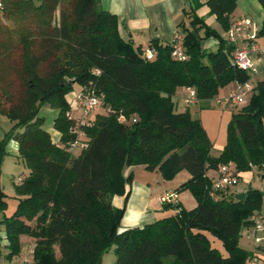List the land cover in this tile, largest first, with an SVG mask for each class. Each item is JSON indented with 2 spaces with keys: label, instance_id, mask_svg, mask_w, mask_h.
I'll return each mask as SVG.
<instances>
[{
  "label": "trees",
  "instance_id": "trees-1",
  "mask_svg": "<svg viewBox=\"0 0 264 264\" xmlns=\"http://www.w3.org/2000/svg\"><path fill=\"white\" fill-rule=\"evenodd\" d=\"M257 1L264 12V0ZM1 2L0 115L12 127L0 140V176L10 141L27 170L15 186L16 210L0 221L7 261L20 254L24 236L33 264H97L111 248L113 264H244L252 254L239 247L241 230L259 212L262 192L248 189L239 200L226 190L214 199L206 173L233 163L237 173L253 166L264 175V70L229 121L218 157L210 155L199 119L188 109L177 112L172 101L179 88L194 89L203 102L228 83L251 79L228 59L226 40L195 13L205 5L224 32L237 0H196L184 12L182 61L171 56V41L152 40L148 48L156 55L143 58V50L120 37L117 17L100 0ZM257 35L264 37V15ZM209 38L217 40L215 51L201 48ZM75 85L103 96L108 108L80 127L88 146L77 157L67 148L75 138L70 129L79 127L65 114V96ZM43 107L58 111L53 128L61 133L60 146L42 129ZM132 166L157 169L165 181L186 171L190 178L177 191L188 189L196 207L163 205L173 210L170 216L119 231L124 211L111 201L124 194L130 177L123 170ZM5 199L0 185V212ZM205 232L221 241L225 255Z\"/></svg>",
  "mask_w": 264,
  "mask_h": 264
},
{
  "label": "crops",
  "instance_id": "crops-1",
  "mask_svg": "<svg viewBox=\"0 0 264 264\" xmlns=\"http://www.w3.org/2000/svg\"><path fill=\"white\" fill-rule=\"evenodd\" d=\"M195 1L196 0H100V4L104 11L117 17L120 37L125 41H131L135 48L145 50L149 47L152 40L170 42L175 33H178L183 37L179 24L184 23L185 26H188L189 18L184 15V12L189 11L190 7H194L193 5ZM198 1L201 4L206 2V0ZM195 13L199 18L204 20L207 26L220 34L223 39H225L226 33L232 24L236 20L242 18H248L253 21V17H255L257 20H254L256 23L254 21L253 23L258 32L264 15L263 9L257 0H237L236 8L229 16L230 27L227 31L223 32L221 26L217 23L215 16L209 13V9L205 5L200 6ZM256 44L260 49H264V37L257 38ZM217 47L218 43L215 38L201 41V48L205 51H215ZM249 58L255 68V73L251 74V79L249 80V83L253 86L257 80L262 79V72L264 70V50L263 54L251 52ZM231 86L233 88L232 92H234L237 91L239 84L236 81L233 82ZM81 88L82 86L75 85L73 90L65 96L69 108L73 106L75 95L81 90ZM192 92L195 93L194 89L191 88L177 89L172 98L177 112H183L186 109L190 111V107L200 106L204 102L198 101L196 104H188L186 101ZM179 94H184L182 102L185 110L182 111H178V107L180 106L178 101H181V98L178 97ZM214 105L220 106L223 111H226V108L229 107V105L223 103L222 100H215ZM41 111L42 110L39 111V116L44 119L42 129L49 134L53 144L60 146L61 133L53 128L54 120L57 117L58 111L48 109L45 111L49 114L46 119ZM73 113L74 117L79 115L78 112ZM95 114L99 113L95 112L92 117ZM0 137L1 140L3 137ZM9 148L12 151L13 156L19 157L18 145L16 142L10 141L7 145V149ZM7 154L9 153L7 152ZM217 170L218 168L216 170L207 171L206 177L212 181L217 177ZM24 176L25 174L20 175L19 182ZM239 176H241V174ZM123 177L126 179L130 177L129 180H126L124 194L114 196L111 201L113 207L124 211L119 227V231L121 232L127 229L142 228L160 220L161 218L170 216L173 213V210L163 209V205L159 202L160 195L175 193L177 197L174 203L179 204L182 208L188 211L194 209L197 205V202L188 189L185 191H177L179 186L190 178L186 171H181L173 177L172 180L165 181L157 169L151 170L146 169L144 166H132L123 170ZM245 191L246 190L238 191L235 187H232L228 194L238 195L240 193H245ZM2 235H5L4 231H2ZM27 238L28 237L22 236L20 238L21 243L23 244V241ZM2 243L4 246L7 245L5 239L2 240ZM25 247H22L21 252L24 251ZM242 249L243 251L245 250L252 254L255 252L256 246H253L249 250H246L245 248ZM100 261L102 264H105L104 257H102Z\"/></svg>",
  "mask_w": 264,
  "mask_h": 264
},
{
  "label": "built area",
  "instance_id": "built-area-1",
  "mask_svg": "<svg viewBox=\"0 0 264 264\" xmlns=\"http://www.w3.org/2000/svg\"><path fill=\"white\" fill-rule=\"evenodd\" d=\"M1 8L2 2L0 0ZM257 34L258 32L253 21L248 18H242L232 24L224 39L231 47V51L228 53V59L232 65L249 74L255 73L254 65L249 58L250 53L257 52L258 54H263V50L256 44ZM155 55L156 53L153 49L147 48L143 50L142 57L150 61ZM171 56L180 61L186 59L183 52L182 37L178 33H175L171 39ZM96 74L98 73L96 72ZM252 90L253 86L249 81L245 84H239L237 91L228 97L226 104L231 107L245 105ZM186 102L188 104H196L198 102L194 92L190 94ZM99 104L100 95L86 88V92L84 90L76 95L73 106L69 108L70 111L65 113L66 117L75 120L76 126L79 127L75 130L70 129V132L75 136L74 141L69 143L67 148L70 152L87 148L85 134L80 127L90 126L89 122L85 121V119L94 113ZM73 112H78L79 115L74 117ZM120 121L124 122V118L121 117ZM217 172V177L211 181L212 189L210 190V196L214 199L218 197L215 194L216 192L230 190L239 181V174L235 167L232 166V163L220 165ZM176 197L175 193H166L160 195L159 202L161 205H172ZM245 229L247 236L254 242L256 249L244 264H264V218L259 213L253 214L251 217V225ZM33 253L34 249L31 246L25 247L24 251L20 252L10 264H33Z\"/></svg>",
  "mask_w": 264,
  "mask_h": 264
},
{
  "label": "rangeland",
  "instance_id": "rangeland-1",
  "mask_svg": "<svg viewBox=\"0 0 264 264\" xmlns=\"http://www.w3.org/2000/svg\"><path fill=\"white\" fill-rule=\"evenodd\" d=\"M253 19L257 20L255 19V17H253ZM232 83L233 82L228 83L226 86L222 87L219 90L218 94L215 95L212 100L204 101L200 106L190 107L191 109L189 112L191 116L193 118H196L197 120L199 119L202 129L204 130L207 139L211 143L210 155L213 157H218L223 151V148H225L224 146L226 145L227 125L229 121L232 119L233 114H235L239 109H241L244 106V105H239L237 107L229 106L228 108H226V111H223V109L220 106L214 105L215 100H222L223 103H226L225 101H227L228 97L235 92V91L232 92L233 89L231 86ZM84 90L86 92V88L82 86L81 90L78 93ZM183 96L184 94H179L178 96L181 98V101H178L180 103V106L178 107V111L185 110L182 102ZM102 98L103 96H100V104L98 108L94 111V113L95 112L104 113L108 110V108L104 105V99ZM48 109L50 108L48 107L41 108L42 110L41 113L44 115L45 119L48 118L49 115L45 112ZM94 113H92L91 116L85 119V121L89 122V124H91V120L93 118L92 115ZM11 127H12V123L6 117L0 115V136L4 137V134L8 132L9 129H11ZM7 152L9 154H7V156L3 158L1 163L0 185L3 189L4 194L6 195V199H5L6 207L5 210H3V212H0V221H2L6 217H10L16 210L18 198L16 197L15 186L18 185L19 183L20 175L26 174L27 172L25 166L20 161L19 157L13 156L10 148L7 149ZM80 153H81L80 150L78 151L75 150L70 152V154L73 157L79 156ZM232 166L235 167L233 163ZM238 174L239 175L241 174V176H239L240 180L235 186H233L238 191L255 189L262 192V205L258 213H260V215L264 218V193L262 191V183L259 179L262 173L256 167L253 168V166H251V169L248 172L245 173L238 172ZM2 231L3 230L0 225V264H8L9 262L5 258V255L7 254V249L5 248L6 245L4 246L2 243V240L5 239L4 238L5 235L4 236L2 235ZM204 234L206 235L210 243L214 246H217L219 251L225 255L221 241L214 238L207 232H205ZM30 243H31L30 240L27 238L25 241H23V246L24 247L29 246ZM239 246L245 248L246 250H249L253 246H255L254 242L249 237L246 236L245 229L241 230V238L239 240ZM16 257H14V259ZM103 257L105 264H113L115 257L113 255L112 248L107 253H105Z\"/></svg>",
  "mask_w": 264,
  "mask_h": 264
},
{
  "label": "water",
  "instance_id": "water-1",
  "mask_svg": "<svg viewBox=\"0 0 264 264\" xmlns=\"http://www.w3.org/2000/svg\"><path fill=\"white\" fill-rule=\"evenodd\" d=\"M37 114V111L36 112H33V115L35 116ZM264 152V150H263ZM151 170H153V168H151ZM260 181L262 182V191H264V175L261 174L260 177H259ZM245 194L244 193H240L237 195V198L239 200H243ZM97 264H102V262L100 260H98V263Z\"/></svg>",
  "mask_w": 264,
  "mask_h": 264
}]
</instances>
